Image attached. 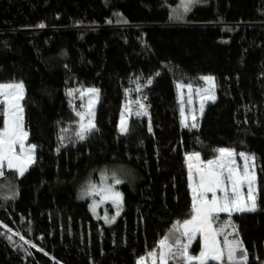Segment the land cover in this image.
<instances>
[{
  "label": "trees",
  "instance_id": "trees-1",
  "mask_svg": "<svg viewBox=\"0 0 264 264\" xmlns=\"http://www.w3.org/2000/svg\"><path fill=\"white\" fill-rule=\"evenodd\" d=\"M178 3L0 0V82L23 85L35 146L23 176H0V264H137L165 236L174 243L173 225L190 212L185 154L207 161L221 148L235 162L255 156L256 209L227 216L246 264H264V0H203L174 20ZM202 77L214 78L215 99L197 127L183 126L176 84ZM85 86L98 90L95 129L79 140L75 97ZM137 92L147 115L132 113L121 133L122 103ZM99 171L122 181L110 224L79 198ZM198 249L196 238L188 253Z\"/></svg>",
  "mask_w": 264,
  "mask_h": 264
},
{
  "label": "snow or ice",
  "instance_id": "snow-or-ice-1",
  "mask_svg": "<svg viewBox=\"0 0 264 264\" xmlns=\"http://www.w3.org/2000/svg\"><path fill=\"white\" fill-rule=\"evenodd\" d=\"M193 0H182V6L184 11L190 10V4ZM40 27H43L41 24ZM201 79L212 82L213 77H202ZM151 83V79L148 80ZM177 87H182L177 85ZM191 90V85H188ZM4 89H19V94L12 92H6ZM90 93L96 94L98 90L89 89ZM23 85H0V105H6L3 108L2 114L4 116V126L0 129V176H4L7 170H14L19 176H23L27 171L28 166L34 163L33 153L35 150L34 145H27V133L22 127V112L23 109L20 105V100L23 98ZM72 93L69 92V95ZM208 99L214 100L215 96H209ZM141 111H137L135 115H146V107L142 103L139 104ZM204 104L201 103L200 111L203 113ZM183 102H181V115L183 116ZM80 117L79 131L76 136L79 140H84L88 133H91L95 129L93 120V102L90 101L88 105L87 113L77 112ZM193 123L191 127H197L195 123L196 117L193 116ZM87 120V123H85ZM184 123V121H182ZM185 126H188L185 124ZM121 132L128 131L126 121L123 116L121 118ZM17 146L19 149L17 151ZM219 155L213 159L208 160L206 164L197 166V172L199 173V181L192 187L193 204L191 218L185 221L177 222L173 225L172 233H179L176 236L174 243H169V236H165L158 242L157 249H155L149 255L158 259V264H169L170 260L178 261L180 264H192L193 261H199V264H208L209 261H223L225 254L229 264L235 260L237 250L242 248L239 242L230 241L227 235L224 233V227L214 228L213 225L218 221L220 213H228L229 216L233 212L255 211L256 206L253 199L251 207L241 206L238 200L232 199V196L238 195L240 185L247 180L249 184L252 183L254 177H249L247 161L254 159L246 156L244 153H240L239 156L245 160V167L243 174L237 171L238 166L235 164L234 157L236 153L231 149L221 148L218 150ZM195 158L199 160V153L195 154ZM191 160L192 157H189ZM192 165L189 164L191 170ZM190 179H192L190 174ZM122 183L120 179L112 178L111 184H104L101 186L90 185L87 190V195L101 196L102 200L111 199L113 203L120 206L121 195L115 191V186ZM229 185H231V195L229 194ZM222 193L223 195H218ZM211 193L209 199L208 194ZM250 199L252 194L250 191ZM95 202L93 204V211L95 210ZM114 219V218H113ZM110 222V221H109ZM231 224V220L228 221ZM199 234L203 237L204 245L199 256L194 257L189 255L188 249L191 246V242L196 235ZM224 235L223 245H220L217 237ZM186 238L188 243H183V239ZM11 239V237H9ZM21 239H23L21 237ZM247 253L241 257L246 264ZM144 258H142L143 260ZM142 260L137 264H142Z\"/></svg>",
  "mask_w": 264,
  "mask_h": 264
},
{
  "label": "rangeland",
  "instance_id": "rangeland-1",
  "mask_svg": "<svg viewBox=\"0 0 264 264\" xmlns=\"http://www.w3.org/2000/svg\"><path fill=\"white\" fill-rule=\"evenodd\" d=\"M202 1L203 0H193V2L189 6L190 10L193 8V6L201 3ZM190 10L184 11V8L182 6V0H179L178 5L175 6V8L171 11L172 18L174 20L182 19L185 16V14L187 12H189ZM19 84H21V82L17 81V80L1 81L0 82V85H19ZM177 85H181L182 87L178 88ZM188 85H191V84H188V83L185 84V83H181V82H177V84H176L180 122H181V125H183V126H185V124L192 125V123H193L192 117L193 116L196 117V120H195V123H196L197 119L201 113V111H200L201 103L203 102V104L205 105L206 103H208L211 100V99H208L207 97L215 96V90H214V86H213L212 82H208V81L204 80V82H202L200 86L191 85V90L188 88ZM89 89H96L97 90L96 87L85 86V87H82L78 90L77 97H75L78 101L77 104L79 106L78 109L75 110V113H76L75 127H76L77 132L79 131V122H80V117L77 115V112L87 113L88 105H89L90 101L93 102V115H92L91 119L93 120V123H94L95 108H96V104H97V93L96 94L90 93L87 91ZM4 91L12 92L14 94H19V89H4ZM128 95H129V93H127V97L124 99V101L122 103L120 113H119V117H118V121H117V129L119 132H121L120 127H121L122 116H123L124 120L126 121V126H127L129 116L132 113H136L137 111H141V109L139 108V104L142 103L143 105H145L144 102L142 101V97H141L140 92H137L134 97H129ZM0 100H3V97H0ZM181 102H183V109H184L183 116L181 115ZM19 103L21 105V100ZM2 106H3L2 109L4 107H6V105H2ZM146 112H147V109H146ZM141 116H144V115H141ZM22 117H23V112H22ZM182 121H184V123H182ZM85 123H87V120H85ZM3 126H4V117H3V125H2V127H0V129H2ZM22 127H23V119H22ZM23 130H24V128H23ZM121 133H124V132H121ZM27 145H32V144L26 143V146ZM18 149H19V146H17V151H18ZM196 153L197 152H188L185 154L186 162H187V168H188V185L190 188L191 199L193 197L192 187L195 186V184H197L199 181V173L197 172V166H202L203 164H206L208 161V160L202 161L200 159V156H199V160H197L195 158ZM240 153H244L246 156H248L250 158L254 157V159H249L247 161L248 175H249V177H254V179L252 180L251 184H249V182L247 180H245L239 187L238 195L232 196V199L238 200L239 203L241 204V206L251 207V205L253 203V199H254L255 190H256V188H255V178H256L255 177V173H256L255 156L252 153H247V152H243V151ZM189 157H192V159L190 160ZM189 164L192 165L191 170L189 169ZM235 164L238 166L237 171L240 172L241 174H243V170L245 167V160L240 157V160L236 161ZM190 174H191L192 179H190ZM113 177L118 179L117 174H115L114 171H111V172L99 171L96 179H90L88 182H86L85 185H83V187L81 188V190L79 192V198L80 199H87L88 200V208H89L91 215L96 219L102 220L103 223H105V224L112 223L115 220L116 216L121 211V209H122V198L120 200V206L118 207L117 204L113 203L111 199L102 200L101 196L96 195L95 193H93L92 195H87L86 192L89 189L90 185H96L99 187V186L104 185V184H111ZM228 187H229V194L231 195V192H232L231 185H229ZM115 191L119 192L121 195L119 188L116 186H115ZM250 191L252 194V199L249 198ZM218 195H223V194L218 192ZM208 196L210 199L211 193H209ZM94 202H95L96 206H95V210L93 211ZM254 202H255V200H254ZM192 204H193V199H192ZM255 206H256V204H255ZM233 213H235V212H233ZM191 214H192V207L190 209L189 214L185 217V219L183 221L190 219ZM227 214L228 213H220L219 217H218V221L213 225V227L214 228L224 227V233L227 235V238L230 241L240 243L239 238L235 235L236 229H235L233 223L231 222L230 225L228 224V221L230 219L227 216ZM196 238H198V240H199V249L195 255H191L189 253V255L194 256V257H197L200 255V253L203 249V245H204V240H203L202 236L197 234L196 237L193 238V240ZM217 239L220 242V245L222 246L223 241H224V235H220L219 237H217ZM193 240H192V242H193ZM184 242L188 243V240L185 238ZM240 251H241V248H239L237 250L236 258L232 262V264H245V261L241 259V257L243 255L241 254ZM142 258H144V259L142 260ZM141 260H142V264H158V259L155 257H152L150 255L140 257L139 261H141ZM193 262L195 264H199V261H193ZM212 262H216V263L221 264V261L213 260ZM223 264H229V262L227 261L226 254H225V259L223 261Z\"/></svg>",
  "mask_w": 264,
  "mask_h": 264
}]
</instances>
